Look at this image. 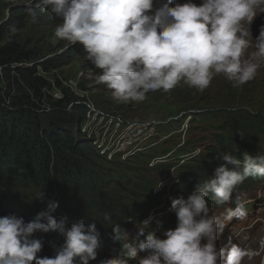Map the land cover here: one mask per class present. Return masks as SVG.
Instances as JSON below:
<instances>
[{"label":"clouds","instance_id":"9594fccd","mask_svg":"<svg viewBox=\"0 0 264 264\" xmlns=\"http://www.w3.org/2000/svg\"><path fill=\"white\" fill-rule=\"evenodd\" d=\"M261 3L202 0L197 6L192 0L184 4L166 0L153 10L154 0H39L40 7L61 20L55 37L81 44L101 70L98 81L112 90L115 99L125 102L143 101L151 91L168 92L180 81L203 91L213 73L223 74L234 87L252 80L264 62V26L250 40L241 22H250ZM249 47L254 50L245 56ZM199 154L198 148L192 153ZM217 155L231 167H216L214 178L197 183L186 199L170 198L174 229L160 235L149 231L144 240L125 243L120 253L98 264H130L137 258V264H241L245 255H253L231 241L230 246H216L225 221L246 216L244 204L226 208L222 217L210 215L206 197L211 193L218 204H225L246 178H264V156ZM57 207L58 202H48L47 211L27 223L15 214L0 217V264H89L96 260L101 245L95 224L86 225L83 219L68 224L66 217L57 221L51 215ZM152 220L149 216L139 222L138 237ZM37 231H57L63 237L53 257L37 256L43 246L41 239L33 238ZM113 232L117 241L121 235L129 239L118 225Z\"/></svg>","mask_w":264,"mask_h":264},{"label":"trees","instance_id":"16d2710c","mask_svg":"<svg viewBox=\"0 0 264 264\" xmlns=\"http://www.w3.org/2000/svg\"><path fill=\"white\" fill-rule=\"evenodd\" d=\"M11 10L7 19L0 23V217L15 214L27 223L38 213L47 211L48 202H58L51 215L57 221L66 217L70 224L69 215L73 213L75 221L83 219L86 225L95 224L102 246L114 240V226L126 230L132 220L143 218L149 209L157 206L152 192L162 182L158 178L160 174L150 175L142 167L133 166L127 167L126 175H119L120 180L113 179L109 174L111 169L101 165L105 155L99 154L91 140L79 132L77 124L87 112V103L70 99L65 94L54 101L46 96L48 81L38 75L36 69L45 62L31 64L34 56L9 36L27 11L21 7ZM59 57L63 58L56 56L47 60L50 66ZM183 97L186 99L182 102L186 105L183 112L199 111L209 119L216 118L218 113L222 115L219 124L212 126L217 151L221 154L235 152L236 148L237 152L232 155L259 150L255 144L264 135L263 113L240 106L209 112L213 109H197L195 104L189 109L186 103L191 96ZM45 103H49L50 108ZM97 107L109 113L121 110L106 102L97 103ZM123 119L128 120L125 114ZM224 163L219 158L207 164L214 168ZM183 168L189 169L184 174L193 188L212 174V171L203 173L202 166ZM176 179L181 177L177 175ZM163 188L166 189L162 186V191ZM209 198L208 195L207 201ZM57 234V231H37L33 238L44 242ZM59 242L63 243V237ZM37 256L40 257V252Z\"/></svg>","mask_w":264,"mask_h":264},{"label":"rangeland","instance_id":"374dc122","mask_svg":"<svg viewBox=\"0 0 264 264\" xmlns=\"http://www.w3.org/2000/svg\"><path fill=\"white\" fill-rule=\"evenodd\" d=\"M164 2H166V0H154L153 10ZM186 2L187 0H176V3L179 4H184ZM201 2L202 0H192V3L197 6H199ZM13 7L26 9L27 15L23 20L18 21V28L10 32L9 36L16 41H19L22 48L29 51L34 56L33 63L31 64L45 62L43 65H37L36 69L39 72L38 75H41L48 81L49 88L45 90L46 96H49L51 101H54L55 99L62 98L65 94L70 99L75 101H85L90 105V108L94 107V109L103 111L112 116L111 119H113L110 122L109 118L103 120L99 118V116L93 117V111L90 112L91 115H88L86 112L84 115L85 118L83 117L84 121H82L83 119L81 118L82 120L78 123V128L82 125L79 128L80 130L82 127L85 128L86 135L87 133H90L91 127H95L102 131L98 130V133L105 134L103 136L100 135L102 139L104 138L105 143L112 142L117 146V150L119 151L112 152V155L109 158L110 160L107 155L104 154L105 159L101 161V165L104 168L111 169V172L107 173L113 175L112 177H114V180H120L118 178L119 175L122 177V175L128 173L126 171L127 167L137 166L149 168L147 163L153 162L154 160V167L151 169L154 173L160 174L159 178L162 179V185L161 183L158 184L156 189L153 190L152 195H155L156 191L165 184L164 182H166L167 179H169L168 181H171L170 183H176L167 191V197L166 194L163 197L157 195L161 203L157 201V206L152 208V210H149L146 215V218L152 216L153 222L155 221V223H150L149 228L145 230L144 235L138 237L137 228L140 227L139 222L146 218L132 220L125 230L128 233L129 239L121 235V240L116 247L113 245H102L101 251L97 252L96 260L90 261L89 264H98V261L100 260L115 256L123 250V245L125 243L130 242L136 244L139 241L144 240L149 231L156 235H160L165 229H174L176 226V216L169 210L170 205L168 203L171 201L170 198H179L182 196L186 199V196L190 195L188 187L192 188L190 183L186 182L188 176L184 174V172L189 171V169H184L183 166H202V172L212 171V176H209V178H214V169L216 167H208L207 163L210 161H212V163L218 161L219 157L217 154H221L220 151H217L218 145L213 137V132L215 130L212 126L219 124L222 115L218 113L216 118L209 119L205 114L201 115L202 113H199V111L191 113L192 119L189 120L188 129L183 136H181L183 131H180V124L184 120L180 119L178 122H170L165 125H163V123L170 118L178 117L181 113L185 118L188 116L190 111L183 112L185 109L184 107H186V105L182 103L186 100L183 97L184 95H188V97L191 96L186 104H189V106L197 104V109H213L209 112H215L216 109L221 107L240 106L251 112L264 114V62L260 64V67L252 80L238 87H234L233 83L227 80L223 74L213 73L209 86L203 91L188 86L184 81H180L168 92L157 90L147 93L146 98L143 101H120L113 97L111 89L98 81V76L100 75L101 70L96 68L89 60L88 55L81 44L71 43L55 37L54 30L56 26L61 23V20L48 9L40 7L39 0H31L30 6L28 0H0V23L7 19ZM29 7H31L32 12H34L35 15L29 11ZM258 16L262 18L261 22L258 23V26L255 27L257 32L260 31L261 26H264V0H262L260 6L256 9V14L250 22H241L242 26L249 31L250 40L251 38L255 40L254 37H252L251 32L253 21ZM252 43L254 45V41H252ZM253 50L254 47H249L245 52V56L250 55ZM56 56H63V58L59 57L54 61V65L50 66L51 62L47 60ZM100 102H106L111 106H119L121 107V110H112L113 112L109 113L108 111L97 107V103L100 104ZM45 106L50 108L49 103H45ZM191 107L192 106H190L189 109ZM124 114L128 120L123 119ZM209 115L211 116V114ZM114 117L116 119H114ZM188 118H186V120ZM151 119L154 120V134L152 135V138L146 139L148 141L145 142L143 139H137V145L138 148H140L136 151L137 154L133 158L148 153L168 136L166 142L159 145L157 149L144 157L135 160L128 161V159H126L122 161L121 159H125L126 157L122 156L121 151L126 147L131 146L127 144V138L132 132L133 123H142V126L149 127L150 125H148V123L152 122ZM102 120L103 124L101 123ZM186 120L183 122L184 124L186 123ZM118 123H122V127L120 128H123L124 125L130 123L132 127H130V130L128 129L129 132L125 131V134H120L118 136V132L113 134L116 128H118ZM74 129L75 128L71 127L72 131H74ZM159 130H161V132ZM81 134L84 138L88 139L85 134ZM111 136L117 138L110 139ZM258 139L259 140L256 141L255 145L259 147V150H256L255 153H250L249 151V154H252L253 156H264V135ZM152 144L154 146L151 147L150 145ZM197 148L200 149V154L191 159H187V154H192ZM168 152H171L170 156L167 159H163L162 156ZM230 152L236 153L237 148L235 152H232L231 150ZM181 157L184 159H181ZM169 165H174L175 168L173 170L169 168L167 169L166 167ZM174 175L180 176L181 179L177 182ZM165 188L167 189V186H165ZM166 189L163 188V190ZM248 195L256 197L264 196V181H262L261 178H246V181L236 186L230 201L225 204H218L214 195L210 194L211 200H208L210 215L222 217L226 208H234L237 203L244 202ZM69 218L71 219V222L75 221L73 213H70ZM234 219L235 217L230 221H225V230L218 232L217 236H219V239L216 240L217 248H220L223 244H229L227 239L232 229L231 226ZM155 226H157L156 229ZM59 240H62V236L57 234L50 238L49 241L43 243L40 256L49 258L53 257L55 254L54 249L61 244ZM204 242L205 241L203 240L201 241L202 244ZM263 251L261 253H263ZM138 255L144 256L145 253H138ZM261 257L262 255L257 257L251 255L247 257L244 264H261ZM137 261L138 258L132 259L130 264H137Z\"/></svg>","mask_w":264,"mask_h":264},{"label":"bare ground","instance_id":"6f19581e","mask_svg":"<svg viewBox=\"0 0 264 264\" xmlns=\"http://www.w3.org/2000/svg\"><path fill=\"white\" fill-rule=\"evenodd\" d=\"M198 1V0H197ZM195 2V1H194ZM93 111V117L94 116H99V118H101V119H103V120H105V118H109V120H110V122H111V120L113 119H111V115H108L107 113H105V112H103V111H100V110H97V109H94V107H91L90 108V105H88L87 104V114L89 115L90 114V112H92ZM91 115V114H90ZM117 117V116H116ZM85 118V117H84ZM84 118H82L83 120L82 121H84ZM114 119H116L115 117H114ZM120 119V118H119ZM103 120L101 121V123L103 122ZM117 121V120H116ZM115 122V121H114ZM114 122H112V123H114ZM84 123V122H83ZM93 123V122H92ZM97 123V122H96ZM111 123V124H112ZM103 124V123H102ZM116 124V123H115ZM119 124V123H118ZM184 123H181L180 124V126H181V129H180V131H183V134L185 133V131H186V129H187V120H186V123L183 125ZM91 125V124H90ZM143 125V124H142ZM148 125H150L149 127H147V126H142V129H149V132L148 131H133V127L131 126V123L130 124H128V125H124L123 126V128H120V127H122V123H120L119 125H118V128H116V130H115V132L113 133V134H115V133H117L118 134V136L120 135V134H125V131L127 132H129V130H130V127H132V132L130 133V135L128 136V145H131V146H128V147H126L125 149H123L121 152H122V156L123 157H126L125 159H127V158H132V157H134L136 154H137V150H139V148H138V145H137V139H143L144 140V142L145 141H148V140H146V139H150V138H152V135L154 134V132H153V130H154V122L152 123H148ZM82 126V125H81ZM80 126V127H81ZM79 127V128H80ZM115 127V126H114ZM182 127H183V129H182ZM103 128V127H102ZM87 129V128H86ZM91 129V131H90V133H87V135L85 134V128H83L82 127V129L79 131L80 133H83V134H85L87 137H88V139H90L91 140V144L94 146V148L96 149V150H98V152H99V154H106L107 155V157H108V159L111 157V155H112V152H114V151H119V150H117V146L116 145H114L112 142L111 143H105V140H104V138L102 139L101 137H100V135H105V134H100V133H98V130H100V129H97V128H95V127H91L90 128ZM129 129V130H128ZM101 131V130H100ZM102 132V131H101ZM111 134V133H110ZM116 134V135H117ZM112 138H114V139H116L117 137H110V139H112ZM166 138V137H165ZM124 143V142H123ZM133 144V145H132ZM127 146V145H126ZM151 147L152 146H154L153 144L152 145H150ZM223 229H225V226H224V228Z\"/></svg>","mask_w":264,"mask_h":264},{"label":"water","instance_id":"95a60500","mask_svg":"<svg viewBox=\"0 0 264 264\" xmlns=\"http://www.w3.org/2000/svg\"><path fill=\"white\" fill-rule=\"evenodd\" d=\"M261 18L262 17H256L255 19H254V21H253V28H252V32H251V34H252V37H254V39L259 35V32H257V30H256V26H258V23L259 22H261Z\"/></svg>","mask_w":264,"mask_h":264},{"label":"built area","instance_id":"2783aa9c","mask_svg":"<svg viewBox=\"0 0 264 264\" xmlns=\"http://www.w3.org/2000/svg\"><path fill=\"white\" fill-rule=\"evenodd\" d=\"M151 120L153 123L154 120L153 119H151ZM104 127H106V126H104ZM99 128H101V127H99ZM149 129H142V123H133V131H148L149 132Z\"/></svg>","mask_w":264,"mask_h":264}]
</instances>
